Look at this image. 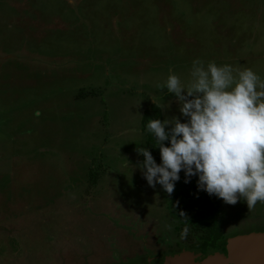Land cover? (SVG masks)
<instances>
[{"label": "rangeland", "instance_id": "374dc122", "mask_svg": "<svg viewBox=\"0 0 264 264\" xmlns=\"http://www.w3.org/2000/svg\"><path fill=\"white\" fill-rule=\"evenodd\" d=\"M194 58L264 78V0H0V264L177 249L174 191L147 185L137 148L150 95L179 117L156 85ZM215 201L227 236L264 231V203Z\"/></svg>", "mask_w": 264, "mask_h": 264}, {"label": "clouds", "instance_id": "9594fccd", "mask_svg": "<svg viewBox=\"0 0 264 264\" xmlns=\"http://www.w3.org/2000/svg\"><path fill=\"white\" fill-rule=\"evenodd\" d=\"M156 87L175 96L179 117L146 122L160 158L137 148L147 185L171 194L183 171L184 183L196 177L197 194L229 205L242 200L249 210L264 203V78L250 67L194 58L185 80L169 69Z\"/></svg>", "mask_w": 264, "mask_h": 264}, {"label": "trees", "instance_id": "16d2710c", "mask_svg": "<svg viewBox=\"0 0 264 264\" xmlns=\"http://www.w3.org/2000/svg\"><path fill=\"white\" fill-rule=\"evenodd\" d=\"M87 95L89 94H83L81 97ZM152 118H159L162 120V110L158 105L152 104L149 108L144 110L141 125L142 131L146 137V147L149 149L156 162L159 163V149L158 147H153V138L145 127L147 120ZM164 143L167 144V141ZM140 158L141 160L143 159L141 154ZM195 180L196 177L193 176L190 182L184 183V174L183 171H181L180 180H178V186L176 187L177 189L173 190L174 193L172 194L171 200L168 201L169 205H167L168 209L170 208L171 215L178 220V224L175 228L176 231L178 230V240L176 241L177 249L170 251V253H165L164 255L161 254L153 264H159V261L165 256L178 253L182 250H189L195 254H199L200 256L197 260L211 253H225L227 238L239 235H226L222 226L223 214L220 212V208L217 207L215 196H209L204 191H199L197 194ZM181 212L184 213L183 216L180 215ZM185 226H187L188 232L187 235L181 239L180 232ZM151 257L147 255L134 260H137L136 264H148L147 260ZM131 261L132 260H130V262ZM128 262L122 264H127Z\"/></svg>", "mask_w": 264, "mask_h": 264}, {"label": "water", "instance_id": "95a60500", "mask_svg": "<svg viewBox=\"0 0 264 264\" xmlns=\"http://www.w3.org/2000/svg\"><path fill=\"white\" fill-rule=\"evenodd\" d=\"M226 253L215 252L197 260L189 250L165 256L159 264H264V232H251L227 238Z\"/></svg>", "mask_w": 264, "mask_h": 264}, {"label": "flooded vegetation", "instance_id": "af4514ba", "mask_svg": "<svg viewBox=\"0 0 264 264\" xmlns=\"http://www.w3.org/2000/svg\"><path fill=\"white\" fill-rule=\"evenodd\" d=\"M225 246H226V244H225ZM225 249H226V248H225ZM220 253H224V252H220ZM225 253H226V250H225ZM158 257H160V256H154V257L148 258V260H147L148 264H153V263L158 259ZM161 261H162V260H161ZM161 261H159V263H160Z\"/></svg>", "mask_w": 264, "mask_h": 264}]
</instances>
